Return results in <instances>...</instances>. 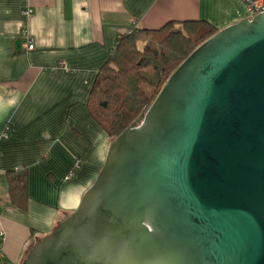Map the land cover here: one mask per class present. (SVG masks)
Segmentation results:
<instances>
[{
    "label": "water",
    "instance_id": "water-1",
    "mask_svg": "<svg viewBox=\"0 0 264 264\" xmlns=\"http://www.w3.org/2000/svg\"><path fill=\"white\" fill-rule=\"evenodd\" d=\"M22 264H264V12L172 72Z\"/></svg>",
    "mask_w": 264,
    "mask_h": 264
},
{
    "label": "crops",
    "instance_id": "crops-1",
    "mask_svg": "<svg viewBox=\"0 0 264 264\" xmlns=\"http://www.w3.org/2000/svg\"><path fill=\"white\" fill-rule=\"evenodd\" d=\"M245 18L243 0H0V131L9 132L0 145V264H22L101 171L112 140L88 102L118 38L171 20L204 19L220 30ZM16 165L28 172L26 209L10 196Z\"/></svg>",
    "mask_w": 264,
    "mask_h": 264
},
{
    "label": "trees",
    "instance_id": "trees-1",
    "mask_svg": "<svg viewBox=\"0 0 264 264\" xmlns=\"http://www.w3.org/2000/svg\"><path fill=\"white\" fill-rule=\"evenodd\" d=\"M218 30L204 19L171 20L159 28L135 27L118 38L98 71L88 102L112 141L151 105L172 72ZM8 172L10 196L26 209L28 172L24 166Z\"/></svg>",
    "mask_w": 264,
    "mask_h": 264
},
{
    "label": "built area",
    "instance_id": "built-area-1",
    "mask_svg": "<svg viewBox=\"0 0 264 264\" xmlns=\"http://www.w3.org/2000/svg\"><path fill=\"white\" fill-rule=\"evenodd\" d=\"M243 1L245 3L247 16H248L249 19H252L257 14L264 12V0H243ZM32 13H33V8H27L23 12V14L26 17H29ZM23 36H24V39H25V41L23 43V46L27 50H33L34 49V43H33V40L31 38V36L27 32V30H24ZM61 66L63 68H65V69H67V64L66 63H62ZM8 138H9V132H8L7 128H5L4 130L0 131V145H1V143L4 140H7ZM20 168H22V165H16V169H20Z\"/></svg>",
    "mask_w": 264,
    "mask_h": 264
}]
</instances>
